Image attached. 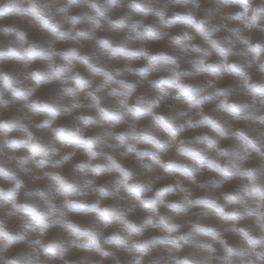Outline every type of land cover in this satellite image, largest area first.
<instances>
[{
	"label": "rangeland",
	"instance_id": "obj_1",
	"mask_svg": "<svg viewBox=\"0 0 264 264\" xmlns=\"http://www.w3.org/2000/svg\"><path fill=\"white\" fill-rule=\"evenodd\" d=\"M0 264H264V0H0Z\"/></svg>",
	"mask_w": 264,
	"mask_h": 264
},
{
	"label": "snow or ice",
	"instance_id": "obj_2",
	"mask_svg": "<svg viewBox=\"0 0 264 264\" xmlns=\"http://www.w3.org/2000/svg\"><path fill=\"white\" fill-rule=\"evenodd\" d=\"M93 7H98V5H93ZM142 203H143V201H142ZM105 218H107V217H105Z\"/></svg>",
	"mask_w": 264,
	"mask_h": 264
}]
</instances>
